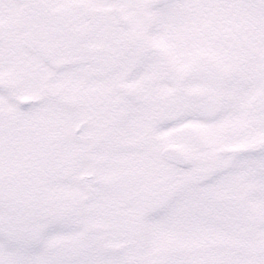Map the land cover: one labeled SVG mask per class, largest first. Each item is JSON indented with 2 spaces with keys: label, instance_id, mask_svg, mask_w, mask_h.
Returning a JSON list of instances; mask_svg holds the SVG:
<instances>
[{
  "label": "snow or ice",
  "instance_id": "6c2138e0",
  "mask_svg": "<svg viewBox=\"0 0 264 264\" xmlns=\"http://www.w3.org/2000/svg\"><path fill=\"white\" fill-rule=\"evenodd\" d=\"M0 264H264V0H0Z\"/></svg>",
  "mask_w": 264,
  "mask_h": 264
}]
</instances>
